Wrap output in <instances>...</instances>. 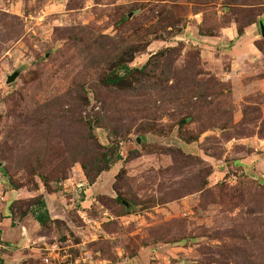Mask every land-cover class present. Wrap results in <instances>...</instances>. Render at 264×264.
<instances>
[{"label": "rangeland", "instance_id": "374dc122", "mask_svg": "<svg viewBox=\"0 0 264 264\" xmlns=\"http://www.w3.org/2000/svg\"><path fill=\"white\" fill-rule=\"evenodd\" d=\"M199 2L0 0V257L264 264V164L239 160L264 156V0ZM79 26L88 27L77 34L83 44L70 37ZM100 35L128 48L110 63L92 61ZM248 44L254 55L240 53ZM168 48L182 52L158 92L134 71L108 93L105 76L125 72L117 63L135 70ZM192 62L224 88L189 107L178 88ZM78 96L87 99L80 109ZM99 145L121 156L91 183L70 158L89 160ZM40 200L50 215L44 225L31 214Z\"/></svg>", "mask_w": 264, "mask_h": 264}, {"label": "trees", "instance_id": "16d2710c", "mask_svg": "<svg viewBox=\"0 0 264 264\" xmlns=\"http://www.w3.org/2000/svg\"><path fill=\"white\" fill-rule=\"evenodd\" d=\"M210 0H200L199 3H201V5H204L206 2H209ZM247 3H252V5H254L256 2H258V0H244ZM264 11V9H263ZM246 14L252 15L253 19H251L248 24H252L255 22V16L251 13L250 10H246ZM206 18V16H205ZM207 18L205 20V23L207 22ZM224 27V26H222ZM85 30H88V27H84V26H79V27H75L72 29V35L75 34L74 36H70L77 38L75 41H78L79 44H83L85 41L81 38H79L77 36L80 35L82 36L85 32ZM243 31V30H242ZM210 35L214 36V30L210 31ZM92 36V33L89 37ZM96 42L102 44L104 47H100L95 49L96 51L94 52L92 61L95 60V62L100 63H110L112 61L115 60V58L118 56V53L121 54L120 52H122L123 50H126L128 48L129 44H126V46L121 44L119 45V47L116 46V41H112V38L104 36V35H100L99 38L97 40H95ZM125 43V40H124ZM115 46V49L113 48ZM111 52H112V57H111ZM182 52V48H168L156 55H154L146 64H144L142 67L140 68H136L135 70L129 68L124 62L121 63H117L116 68L120 69L124 67V74H118V72H111L108 75L105 76L103 82H104V86L106 89H111L108 90L109 94L110 93H114L112 90L114 91H120L119 89H122L123 85L127 82V78H130L133 74V72H136V78L140 79L141 84L144 85L145 83H149L146 87H149L151 89H153L154 91L158 92L163 85V82H166V80L169 77V74H171L172 72V66L173 63H175V55H180ZM95 57V58H94ZM198 68L197 64L192 62L191 65H188V67L185 69L184 73L185 76L186 74H188L189 71H191L190 74L187 75V80L189 81V83L187 84H182L178 88L179 90H181V94L180 96L182 97V99H185V105L190 106H194V105H199L200 103H204L207 101V97L211 94H213V91L215 92L217 88V86L213 87L216 78L215 77H211V79H203L201 76V72L198 71V73L196 72V69ZM193 70V72H192ZM195 74V75H194ZM189 78V79H188ZM219 86L220 88L218 89V93L222 94L223 93V88H224V83L219 81ZM144 88V87H143ZM147 89V88H146ZM123 91V90H121ZM122 93V92H121ZM124 93V92H123ZM121 96L126 97V95L121 94ZM78 96V104L77 106L80 108H82L81 103L82 101H85V105L86 103V98L85 97H81ZM119 97V96H118ZM193 97H197L198 99L196 101H193L192 98ZM102 99V98H101ZM107 99V97H106ZM76 100V102H77ZM105 100V99H104ZM112 102L114 103V101L112 100ZM111 103V105H113V103ZM122 102V101H121ZM108 103V101L106 102ZM110 103H108L110 105ZM115 104V103H114ZM110 105V106H111ZM113 109V108H112ZM111 112V110H110ZM106 116H104V119L109 118L110 116H108L107 114H105ZM103 118L98 119L96 121L97 125L98 124H102L103 123ZM80 123L82 125H87L88 129H91L93 126V124L91 122L88 121H80ZM88 123V124H87ZM264 138V137H262ZM114 154V155H113ZM121 156V154L119 152L114 153L109 147L107 146H101L99 145V149L97 151V155L95 156V153L93 154V156H91L89 158V160H85L86 158H82L79 156H73L70 158V162H74V161H80V163L82 164V167L86 173V175L88 176V178L90 179L91 183L95 182L96 178L98 177V175L104 171L105 169L108 168V166L112 165L117 159H119V157ZM90 163H91V168H90ZM89 165V167H88ZM94 170V171H93ZM260 180H264V178H260ZM262 183V182H261ZM259 188V187H258ZM257 198H259L260 196H264V183H262V185L260 186V189L257 190ZM125 209V207H124ZM31 214L32 216L35 218V220L41 224L44 225L45 223H47L50 220V215L46 206V203L44 200H40L37 203L34 204L33 209L31 210ZM122 214V213H121ZM0 264H3V260L0 257Z\"/></svg>", "mask_w": 264, "mask_h": 264}, {"label": "crops", "instance_id": "0c3cea01", "mask_svg": "<svg viewBox=\"0 0 264 264\" xmlns=\"http://www.w3.org/2000/svg\"><path fill=\"white\" fill-rule=\"evenodd\" d=\"M232 30H233L232 28H228V30H226V32L223 31V37H225V39H229V41L233 40V38H231V37H233L232 35H235L236 33L234 30L233 31ZM249 31L250 30L246 31V33H244V35H242V36H238V38L242 37L240 39L241 41H243V40L249 41V37H250ZM252 49L253 48H251L248 44L246 48H242V50H239V51L241 54H245V52H246V54L247 55L249 54V56H250V55H254V52H253L254 50H252ZM239 158H240L239 159L240 165L243 166L244 168L252 166V165H256L258 167V166H262L264 164V156L262 154L256 153V152L250 153V154L240 155ZM1 226H5V225H1ZM14 234L17 236V239L19 240V243H20L21 237H22L21 235L25 234V232H24V230L22 231L20 229V227H17V232H15ZM30 236H31V234H30ZM1 258L4 259L5 264H14L15 263L12 260H8L7 258H4V256H1Z\"/></svg>", "mask_w": 264, "mask_h": 264}, {"label": "water", "instance_id": "95a60500", "mask_svg": "<svg viewBox=\"0 0 264 264\" xmlns=\"http://www.w3.org/2000/svg\"><path fill=\"white\" fill-rule=\"evenodd\" d=\"M263 33H264V32H263ZM15 77H16L15 75L12 76V77H10L8 81L11 82L12 80H14ZM0 166H1V164H0Z\"/></svg>", "mask_w": 264, "mask_h": 264}]
</instances>
